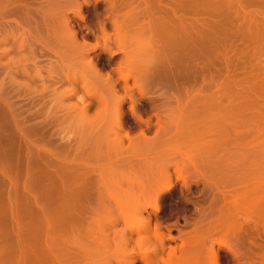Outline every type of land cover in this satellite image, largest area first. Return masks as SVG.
<instances>
[{
    "label": "rangeland",
    "instance_id": "obj_1",
    "mask_svg": "<svg viewBox=\"0 0 264 264\" xmlns=\"http://www.w3.org/2000/svg\"><path fill=\"white\" fill-rule=\"evenodd\" d=\"M194 1L0 0V264H264V95L203 26L187 80Z\"/></svg>",
    "mask_w": 264,
    "mask_h": 264
},
{
    "label": "bare ground",
    "instance_id": "obj_2",
    "mask_svg": "<svg viewBox=\"0 0 264 264\" xmlns=\"http://www.w3.org/2000/svg\"><path fill=\"white\" fill-rule=\"evenodd\" d=\"M194 5L198 7L197 10L202 11L195 14V18H192L195 25L188 28L186 31L187 35L183 47V58L187 80L190 73V62L192 60V52L190 48L191 41L194 44L195 49L200 50V41L202 37L201 28L203 26V32L205 30L207 32L209 31L208 36L205 35L207 38L204 36L206 38V43L203 42L205 43L204 45H206L205 48L207 52L203 57H208H206V63L211 62L213 66L215 65V71L217 70L218 72H221L219 73L220 76L227 74V77H225L229 79L230 77L231 79H235L236 76L238 77L240 75L246 76L244 80L235 81L236 85L233 97H235V99L245 97L246 99L243 98V100H249V102L254 104L253 100L255 102L256 98L258 99V96L264 95V0H195ZM201 16L204 17L201 18ZM185 20L186 22H190L191 18H186ZM206 31L205 33L207 34ZM204 37L202 39H204ZM202 54H204V51ZM210 69L211 71L214 70H212L211 65ZM220 76L216 79L217 81L221 79ZM225 77L223 78L225 79L223 81L224 83L218 82L215 85V80L213 78L212 82L208 84L210 86L212 85L211 89L217 87L214 93L215 95L216 93L220 96L225 95L226 89L224 86L228 81ZM210 86L207 87L209 91H212ZM198 91L199 89L195 90L196 96L199 94ZM210 94L212 93L210 92ZM242 103L244 104L246 102L243 101ZM254 106L253 110H255ZM232 117L236 118L233 115L231 116L230 112H224L219 115L216 119L218 127L232 128L233 131L234 128L240 130V128L242 129L246 127L243 125L238 128V123L240 124V122L237 120L238 122L234 123L236 120L233 121L234 118ZM236 119H238V116ZM188 123L189 122H187V124ZM190 126L189 123L186 129V145L189 152L195 151L193 153H199L200 151L198 152L199 149L196 145L200 149L202 148L200 147L201 144L199 146L200 141L196 139L198 134L197 136L195 135L196 138H194V140L192 137L196 132L192 134ZM239 130L237 131L240 133L241 130ZM237 131L234 132L238 133ZM191 139H193L194 142L197 140L198 144L194 143ZM191 141L194 145H191ZM190 145L192 147L195 146L197 149H192ZM203 153L206 154L208 152Z\"/></svg>",
    "mask_w": 264,
    "mask_h": 264
},
{
    "label": "clouds",
    "instance_id": "obj_3",
    "mask_svg": "<svg viewBox=\"0 0 264 264\" xmlns=\"http://www.w3.org/2000/svg\"><path fill=\"white\" fill-rule=\"evenodd\" d=\"M125 39L128 47L138 54L133 57V63L149 64L154 60L150 48L146 47L150 39L146 34L126 35Z\"/></svg>",
    "mask_w": 264,
    "mask_h": 264
}]
</instances>
